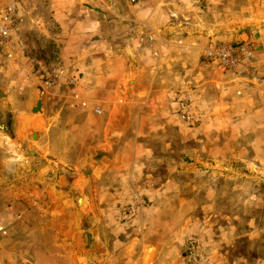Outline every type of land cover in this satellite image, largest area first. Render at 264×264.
I'll return each instance as SVG.
<instances>
[{"label":"rangeland","instance_id":"obj_1","mask_svg":"<svg viewBox=\"0 0 264 264\" xmlns=\"http://www.w3.org/2000/svg\"><path fill=\"white\" fill-rule=\"evenodd\" d=\"M99 1L126 18L102 28L121 52L103 91L68 75L80 42L53 0H22L0 51V264H142L152 245L153 264H264V0ZM217 42L252 46L247 88L207 65Z\"/></svg>","mask_w":264,"mask_h":264},{"label":"crops","instance_id":"obj_2","mask_svg":"<svg viewBox=\"0 0 264 264\" xmlns=\"http://www.w3.org/2000/svg\"><path fill=\"white\" fill-rule=\"evenodd\" d=\"M54 1L55 0H53L52 2L53 4L49 2L48 9L50 11H53L54 13L53 17H55V26L64 28V33L66 37L69 36V40L73 41L74 38L75 40L77 39L80 42L78 52L79 55L75 56V60H72L70 62V68H67L70 71L68 75L80 73V85L85 84V88L88 90L103 91L102 89L107 88V84L113 81L115 79V76L121 74V72L117 71L118 62L121 59V52H117L116 50H111L112 48L110 49L109 47H105L109 41V36L104 33L102 28L103 26L110 25L113 22L116 23L117 18L122 20L126 19L124 18L125 16L119 15L117 10H114V7L112 5L109 6L102 4L99 0H82L81 2H83V4L80 5L81 3H79V6H76V4L72 2V0H63L61 6L59 3L54 5ZM58 1L59 0H57V2ZM77 9L78 11H76ZM157 10L158 7L152 8L150 9L152 15H148L146 18L142 19H134L133 21L140 25L148 26L150 24L149 20H151V17L153 19L154 13ZM76 12L78 13L76 14ZM104 13H106V15L111 19L108 21L105 20L103 17ZM150 26L152 25L150 24ZM138 42L139 40L137 41V43ZM155 69V66L151 67L152 72ZM124 70L125 73H130L131 76H133V78H131V81L132 79H134V76L138 71L136 67H132V65H129V68L127 70L125 68ZM22 73H24V71H22ZM22 73L19 67V78ZM72 77L73 76H71V79ZM225 80L227 81V86L234 87V92H237L239 90L241 91L242 88H247L243 84H233V82L228 81L227 79ZM89 83H93V85H90ZM220 84L222 83L217 82V87H222L220 86ZM222 89H224V87H222ZM244 93H246V91ZM263 106L264 105H262V107ZM33 108L34 105L30 107L31 113ZM255 113L257 112H254L253 114L251 111L247 113L246 116H254L256 115ZM26 122L31 125L33 123L32 118H29V120H27ZM19 123H21L22 128V123H25V121H19ZM185 237L186 239H176L180 241L182 245L187 241L188 236ZM150 249L153 250L151 260L148 262V259H146L142 264L154 263L153 261L156 258V248L154 245H152V247H147V251Z\"/></svg>","mask_w":264,"mask_h":264},{"label":"built area","instance_id":"obj_3","mask_svg":"<svg viewBox=\"0 0 264 264\" xmlns=\"http://www.w3.org/2000/svg\"><path fill=\"white\" fill-rule=\"evenodd\" d=\"M22 0H0V51L8 48L5 54L6 58L11 60L14 56L9 51L13 37L18 27L22 23L20 16V4ZM133 2L135 0H132ZM176 45L181 52H186V45L183 40L178 39ZM254 50L249 43L226 44L217 42L204 49L203 56L208 66L222 73V75L231 82L247 84L249 78L256 74L254 67ZM258 80V79H256ZM51 79L47 81L49 84ZM238 95L241 92L237 93ZM194 99L192 92L185 93V103H190ZM100 112L99 109L96 110ZM189 262L197 261L198 254L191 251L187 255Z\"/></svg>","mask_w":264,"mask_h":264},{"label":"water","instance_id":"obj_4","mask_svg":"<svg viewBox=\"0 0 264 264\" xmlns=\"http://www.w3.org/2000/svg\"><path fill=\"white\" fill-rule=\"evenodd\" d=\"M41 112H42V102L41 100H38L36 106L32 109V113L36 114Z\"/></svg>","mask_w":264,"mask_h":264},{"label":"bare ground","instance_id":"obj_5","mask_svg":"<svg viewBox=\"0 0 264 264\" xmlns=\"http://www.w3.org/2000/svg\"><path fill=\"white\" fill-rule=\"evenodd\" d=\"M147 253H148V256H149V259H150L152 257L153 250H149Z\"/></svg>","mask_w":264,"mask_h":264}]
</instances>
